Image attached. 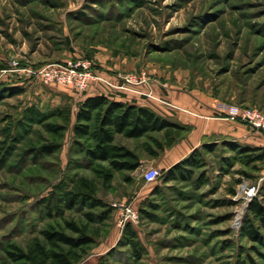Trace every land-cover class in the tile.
Wrapping results in <instances>:
<instances>
[{
	"label": "rangeland",
	"instance_id": "obj_1",
	"mask_svg": "<svg viewBox=\"0 0 264 264\" xmlns=\"http://www.w3.org/2000/svg\"><path fill=\"white\" fill-rule=\"evenodd\" d=\"M76 54L96 63L110 55L126 64L123 76L166 79L238 113L264 111V0H0V69L12 59L43 65ZM12 74L0 71V264H19L6 245L26 247L54 221L43 201L55 185L75 173L96 178L73 148L72 124L61 147L46 153L43 146L56 136L46 125L62 118L25 122L27 108L51 114L63 107L55 100L63 85ZM146 141L123 143L144 159L139 169L115 172L108 186L97 179L112 214L78 264H264V247L243 232L251 201L244 189L255 186L254 197L264 200V160L253 158L264 143H207L212 149L197 148L200 166H190L187 178L169 179L162 157L168 148L153 157ZM149 167L161 172L153 182ZM117 204L138 209V220L124 221ZM66 217L81 220L83 213ZM127 225L141 258L119 244Z\"/></svg>",
	"mask_w": 264,
	"mask_h": 264
},
{
	"label": "trees",
	"instance_id": "obj_2",
	"mask_svg": "<svg viewBox=\"0 0 264 264\" xmlns=\"http://www.w3.org/2000/svg\"><path fill=\"white\" fill-rule=\"evenodd\" d=\"M24 64V63H23ZM4 82H0V86ZM51 116L62 118V124H47V129L54 133L55 140L43 146V151L52 153L61 147L59 141L69 124H72V106L66 104L53 113H41L34 108H27L25 122L43 123ZM27 119V120H26ZM73 148L82 154L85 164L93 171L96 178L75 173L64 183L55 185V190L44 199L47 216L54 221L48 223L26 246L15 243L6 245L8 257L19 264H78L88 254L91 246L103 235L105 222L110 220L112 208L99 197L100 179L110 185L117 171L133 172L143 162L138 151L117 142V136L129 139L147 138L144 150L153 157H159L180 140L190 126L178 121L166 119L151 108L117 101L110 95L100 94L87 97L79 105L76 121L72 124ZM161 132L163 137L154 135ZM212 149V145L204 144ZM195 149L166 170L169 179L187 178L190 166H200L196 161ZM264 160L262 153L253 157ZM67 211L83 213L81 220L66 217ZM149 216L151 213L144 211ZM243 232L264 247V200L253 197L247 206ZM127 237V239L125 238ZM123 240H126L123 243ZM119 244L132 246L137 250V258L142 252L136 239V232L127 225ZM112 250L109 251L111 253Z\"/></svg>",
	"mask_w": 264,
	"mask_h": 264
},
{
	"label": "crops",
	"instance_id": "obj_3",
	"mask_svg": "<svg viewBox=\"0 0 264 264\" xmlns=\"http://www.w3.org/2000/svg\"><path fill=\"white\" fill-rule=\"evenodd\" d=\"M76 56L80 55L76 54ZM109 58H111L110 55L107 59H100L99 57L97 67L115 82L121 83L123 74L127 73L122 72V70H126V64L121 63L118 58L114 60L113 57L111 58L113 59L112 62H108ZM12 75L19 78L15 74ZM57 85H63V87H61V93L55 95V100L63 102L64 105L71 104L72 124L76 121V113L82 101L90 96L106 94L98 83H93L82 94L76 92L70 85L50 84L52 87ZM135 88L136 91H115L110 95V98L149 107L166 119L190 126V130L187 131L186 135L163 154L162 157L165 158L167 169L207 143H264V134L261 132L254 130L241 121L221 116L227 113H238L239 111L236 107L223 104L213 97L191 89H182L176 83L156 76L149 77L147 83L138 84ZM150 89L152 96L147 95ZM169 103L186 108L188 111L175 109ZM117 142L129 143V138L118 135ZM143 161L144 159H142Z\"/></svg>",
	"mask_w": 264,
	"mask_h": 264
},
{
	"label": "built area",
	"instance_id": "obj_4",
	"mask_svg": "<svg viewBox=\"0 0 264 264\" xmlns=\"http://www.w3.org/2000/svg\"><path fill=\"white\" fill-rule=\"evenodd\" d=\"M0 71L3 73L12 72L19 78L26 76L44 84L58 83L70 85L80 94L86 92L93 83H98L107 95H112L115 91L120 90L136 91V85L147 83L149 80V78H139L130 74L123 76L122 82L117 83L110 76L98 69L97 63L93 58L84 56H74L64 61L51 62L43 65L23 64L17 59H12L9 66L0 69ZM147 95L152 96L151 93H147ZM169 104L175 109L188 111L186 108L176 104ZM221 116L241 121L254 130L264 134V111L257 107L246 108L240 113H227ZM160 174L161 172L154 167H149L146 171L147 180L150 182L155 181ZM244 192V197L250 201L256 195V187L247 186ZM117 206L121 211L124 221L138 220V209L127 204H117Z\"/></svg>",
	"mask_w": 264,
	"mask_h": 264
},
{
	"label": "bare ground",
	"instance_id": "obj_5",
	"mask_svg": "<svg viewBox=\"0 0 264 264\" xmlns=\"http://www.w3.org/2000/svg\"><path fill=\"white\" fill-rule=\"evenodd\" d=\"M244 209H245V208H243L242 210H240V211L238 212V216H242V213H243ZM238 219H240V217H239Z\"/></svg>",
	"mask_w": 264,
	"mask_h": 264
}]
</instances>
